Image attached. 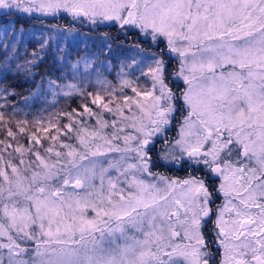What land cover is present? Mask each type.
Returning <instances> with one entry per match:
<instances>
[{"label":"snow or ice","instance_id":"6c2138e0","mask_svg":"<svg viewBox=\"0 0 264 264\" xmlns=\"http://www.w3.org/2000/svg\"><path fill=\"white\" fill-rule=\"evenodd\" d=\"M61 12L166 43L180 58L171 75L186 87H169L161 53L148 66L152 90L125 97L124 107L139 114L119 105L114 112L88 91L93 76L106 83V63L88 56L70 63L60 39L73 29L60 32L53 60L61 52L64 63L49 88L84 101L64 113V136L78 146L60 142L57 150L60 137L51 135L53 145L44 147L35 131L19 127L31 141L25 147L4 129L16 146L0 140V264H264V0H0L4 15ZM48 47L50 39L40 42ZM27 63L28 71L37 66ZM69 76L78 83L58 82ZM105 112L113 113L111 124ZM177 114L180 138L165 140L157 161L190 171L169 180L150 170L151 153ZM85 116L98 127L89 131ZM53 128L61 132L40 125L45 134ZM144 173L159 175L162 186L137 178ZM219 194L225 203L214 206Z\"/></svg>","mask_w":264,"mask_h":264},{"label":"trees","instance_id":"16d2710c","mask_svg":"<svg viewBox=\"0 0 264 264\" xmlns=\"http://www.w3.org/2000/svg\"><path fill=\"white\" fill-rule=\"evenodd\" d=\"M7 23H11V25ZM0 25H4L2 32H0V113L4 115V120L0 121V140H5L6 143L13 146H16V141L6 139V132L4 131L6 128H11L13 132L17 133L19 143L25 147H31V141L27 136L19 133V127H24L29 134L35 131L36 135L42 138L44 147L53 145L54 142L50 143L49 138H47L51 135H59L60 137V140L55 142L57 149L60 142L76 145V139H67L64 136L63 125L68 123L64 113L73 108H77L79 111L78 106L84 101L75 93L70 97L65 96L63 93L68 91L67 88L56 89V95H53L51 90H46V87L49 86V79H56L60 75L57 68L64 63L58 59L64 54L61 52H57V60L55 62L53 60V52L56 48L50 36L56 33L55 30L71 28L79 34H86L91 40L92 38L103 37L110 45L111 50L113 47H122L125 44H138L141 49H151L149 43L146 45V40L141 38L138 29L128 28L121 31L118 26L109 24L95 26L87 22L82 24L66 13H60L56 16L36 15V13L32 15L25 13L4 15L0 13ZM105 33H107V38L104 36ZM45 34L47 35L46 38L50 39L51 47L41 50L40 42ZM63 42L61 48L65 49V52L71 51L68 61L74 63L82 54L83 48L78 44L69 45L65 40ZM12 44L16 46L15 51L11 47H6ZM159 44H157L158 47ZM85 45H89V42ZM89 49L92 48L89 47ZM154 50L151 52L155 53ZM88 53L90 54V52ZM156 53L160 55L162 51L158 49ZM5 56L8 58L7 61H5ZM163 58H166L164 53ZM168 58L170 60L167 61L171 63L173 59L169 56ZM29 61H34L37 65L31 67V71H28L30 65L27 62ZM69 77L65 78L64 81L60 80V83L62 81L63 83H78ZM173 82H175L173 86L178 85V81L173 80ZM89 85L88 91L95 93V85L91 81H89ZM102 96L107 102L115 97L109 98L107 93H103ZM25 121L26 123H24ZM17 122H20L19 126ZM49 123L60 127L61 132L57 134L53 128L49 130L48 134H45L40 130L41 124L47 127ZM8 151L11 152V148ZM5 159H9V157L5 155ZM13 159L14 162H17L18 154H15ZM24 159L27 161L31 157L25 156Z\"/></svg>","mask_w":264,"mask_h":264},{"label":"rangeland","instance_id":"374dc122","mask_svg":"<svg viewBox=\"0 0 264 264\" xmlns=\"http://www.w3.org/2000/svg\"><path fill=\"white\" fill-rule=\"evenodd\" d=\"M62 14H65L61 12ZM67 14V13H66ZM38 15V13H36ZM8 25H11V23H7ZM4 25H0V32H2ZM119 27V26H118ZM65 29L62 28L60 30H55L56 33H54L51 37L53 39V42L55 43V48L57 47V39H60V32L64 31ZM38 32V31H37ZM140 33V31H139ZM1 34V33H0ZM140 36L142 39L146 40L145 43L148 45L151 49H141L140 46L137 47L138 44L130 45L125 44L122 47L116 46L113 47L111 52H109L108 48L104 47L105 44H107L106 40L104 38H92V40L87 37L86 34H79L77 31L73 30L69 33H67V39H60V47L62 44H64V40L71 44H78L80 45L82 49V54H80L79 57L88 56L90 58H94L99 61H104L107 65V71L104 72V79L106 83L103 85L96 83V77L93 76L91 78V83L95 85V92H99L101 95L104 93H107V96L109 95V98H112L117 94L114 98H112L109 104L110 107L113 108L114 112L117 108V105H119L121 108L124 109L126 115H132L134 113L139 114L138 110L135 108V106L132 107V110L129 111L127 108L124 107L125 105V97L131 98V99H137L136 93L137 92H144V91H151L152 90V79L151 75H149V65H153V61L157 55L156 52H158V49L164 53V56L166 57L165 60H170L169 57H171L173 60H171V63H169V78L173 80L178 81V85L176 87L171 86L173 91H178L180 89H184L186 87L183 77L180 76H172L171 73L174 71H178L180 66V58L173 53H170L166 47V43H160L159 47L157 46V43L153 42L150 38V36L146 34L140 33ZM47 35H43V40L47 39ZM87 42H89V45H85ZM92 48V49H89ZM154 49H157L156 51ZM151 52V51H153ZM101 51H103V55H101ZM90 52V54L88 53ZM136 61L134 64L133 61ZM131 65V67H129ZM71 78V77H69ZM129 81L128 84H125L124 81ZM64 81V79H63ZM62 81V83H63ZM60 83V81H59ZM170 87V86H169ZM159 88V85H157V89ZM133 89H136V92L133 91ZM46 90H51L49 86L46 87ZM52 91V90H51ZM156 95H159V91L157 90ZM111 95V96H110ZM139 99L143 100V97H139ZM107 103V101H104ZM109 102V101H108ZM94 110L100 111L99 106H93ZM178 117V118H177ZM114 118L113 113H104V119L108 120L109 124H111L112 119ZM96 117H84L86 125L89 127V131L93 130L94 128L98 127L96 124ZM182 119V115L177 114L176 119L174 120L173 127L174 129L169 130V137L168 142L171 143L177 139L180 138L179 136V122ZM145 122H147L145 120ZM171 126V124L169 125ZM169 126L167 127V130L169 129ZM111 129H108L106 131H110ZM121 135H124L122 133ZM75 140V139H74ZM29 141V140H28ZM50 143L52 141L49 139ZM97 143H102L101 141H97ZM76 145L78 146V141L76 140ZM164 146V144H163ZM162 146V147H163ZM121 147H123V144H121ZM162 149V148H161ZM160 149V152H161ZM57 150H60L59 148ZM82 150V149H81ZM179 150L177 149V152L175 154H178ZM166 162V161H163ZM168 165H171L173 163L167 162ZM153 173H156V171H152ZM164 173V172H163ZM161 173L159 175H162L166 177L169 180H178L174 177H169L168 173ZM158 174V173H157ZM159 175L156 177L148 176L146 173L144 174H137L138 179H143L147 183H156L157 185H161V181L159 180ZM187 178V177H185ZM184 178V179H185ZM131 179V177H129ZM183 180V179H182ZM219 185V184H218ZM221 197V203L217 206L223 205L225 203V198L222 194H219ZM216 206V205H215ZM228 215L225 214V219H228ZM215 219V217H213Z\"/></svg>","mask_w":264,"mask_h":264},{"label":"flooded vegetation","instance_id":"af4514ba","mask_svg":"<svg viewBox=\"0 0 264 264\" xmlns=\"http://www.w3.org/2000/svg\"><path fill=\"white\" fill-rule=\"evenodd\" d=\"M173 79H170L168 77V80H167V83L168 85L171 87L173 86ZM172 81V82H171ZM173 87H176V84L175 86ZM182 90V89H180ZM178 118V117H177ZM175 122L173 121L171 123V126H169V129L166 130L165 133L161 134V136L159 138H155V142H154V147L152 148V157H153V162L155 163V166L154 167H151L150 170L151 171H156V173L158 174H161V173H168V176L169 177H174L178 180H182L184 179L185 177L188 176V172L190 171L189 169H186L184 167H181L180 165H176V164H171V165H168L167 162L164 163L162 160L161 161H157V156L159 155L160 153V149L162 148L163 144L165 143V140L168 141V137H169V130H172L174 129L173 127V124ZM163 173V174H164ZM217 186L218 184L220 183L219 180H215L213 181ZM222 201H221V197L218 195L215 199V205L217 206L218 204H220ZM214 205V206H215ZM209 227H211V225H209Z\"/></svg>","mask_w":264,"mask_h":264}]
</instances>
